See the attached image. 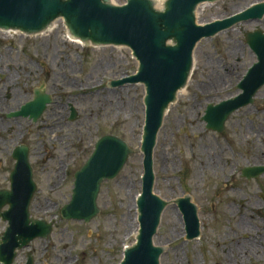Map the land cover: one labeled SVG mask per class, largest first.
Segmentation results:
<instances>
[{
    "label": "rangeland",
    "instance_id": "rangeland-1",
    "mask_svg": "<svg viewBox=\"0 0 264 264\" xmlns=\"http://www.w3.org/2000/svg\"><path fill=\"white\" fill-rule=\"evenodd\" d=\"M113 2L123 5L126 0ZM260 2L264 0H224L199 9L196 19L202 25L208 24L233 16ZM161 8L162 5L158 9ZM257 26L264 32L263 24ZM255 27L248 22L240 23L217 38L196 46L189 90L179 96L177 105L170 107L164 132L158 133L156 194L171 203V207L165 210L161 232L155 236L156 246L172 251L161 258L162 264H214V257L219 255V252L210 249L205 199L208 161L213 155L212 151L216 150V141L204 134L197 117L203 114L207 105H216L238 94V83L256 62L245 43L246 33ZM3 43L36 46L37 56L32 54L29 47L20 50L18 55L21 59L26 55L37 58L45 62L48 69L49 64H55L51 71L59 73L58 76L54 73L40 78V83L46 84L47 92L54 85L56 87L52 94L53 104L37 123L24 118L5 117L0 123V190L10 187L9 175L15 164L11 158L12 150L21 144L27 146L30 149L33 179L37 185L30 205V217L52 223L53 226L46 239L34 240L23 251H46L50 256L47 264H119L124 247L135 242L138 230L135 203L141 192L143 173L139 148L144 124V89L141 85L110 89L107 83L133 75L138 67L136 60L125 47H88L85 53L90 54L91 60L84 66L85 73L79 77L67 75L70 82L76 77L86 84L102 83V86H98V92L95 93L93 88L81 91L78 83H70L67 88L59 90L65 80L56 66L61 62L67 65L76 62L79 65L78 55L82 54L81 47L67 39L62 20L55 21V27L49 33L37 36L0 33V44ZM5 53L11 54L12 58L17 55L0 47V54ZM94 67L96 75H92ZM90 75L94 79H90ZM30 100L19 94L6 101L1 100L0 108L3 114H9ZM254 100L251 107L241 109V115L231 119L230 130L227 131L232 133L231 128L237 126V119L241 120L243 132L247 134L244 153L247 152L252 164L256 162L255 157H260L257 153L264 145L263 136L262 141L260 139L262 145L255 139L256 132L264 125V113L255 114L252 106L264 103V87ZM69 104L78 113V118L73 122L68 119ZM249 115L253 117V124L245 121ZM245 129H248L247 133ZM106 135L125 141L133 154L116 178L102 183L97 199L99 213L94 219L87 224L65 221L60 211L70 201L73 174L91 155L97 140ZM217 139L222 144L221 136ZM227 154L230 158V153ZM183 194L191 196L199 209L200 242L184 241L182 216L172 205ZM254 223L264 229V224ZM6 228L7 223L0 220V238ZM253 235L258 242H264V231L258 230ZM258 253L264 260V250L259 248ZM259 263L264 261L254 264Z\"/></svg>",
    "mask_w": 264,
    "mask_h": 264
},
{
    "label": "water",
    "instance_id": "water-1",
    "mask_svg": "<svg viewBox=\"0 0 264 264\" xmlns=\"http://www.w3.org/2000/svg\"><path fill=\"white\" fill-rule=\"evenodd\" d=\"M111 1L0 0V30L35 36L49 33L48 27H55L54 21L61 19L73 41L95 47H126L131 51L138 63L136 73L109 83L111 88L140 84L144 89L140 144L143 174L141 193L136 200L138 230L134 244L124 248L120 264H162L161 258L172 251L156 246L155 236L157 230L161 232L164 210L171 206L156 194L158 133L164 132L166 113L172 104H178L180 91L189 90L196 46L237 24L260 19L264 15V2L201 25L196 21L197 11L224 0H165L162 10L156 8L160 7L156 0H126L122 6ZM245 40L257 55V62L238 83L236 96L207 106L203 120L211 131L223 132L228 117L240 108L251 106L254 96L264 86V34L247 33ZM51 103L49 95L38 93L10 117H29L36 122ZM76 119L77 114L71 109L70 121ZM132 153L122 139L112 135L101 137L91 156L74 174L70 202L60 212L62 219L85 224L94 219L99 213L97 198L102 183L116 178ZM12 158L15 165L9 177L10 189L0 190V210L8 206L0 212V219L8 224L0 245V261L6 264L16 249L27 247L37 238L45 239L52 232V223L30 218L29 207L37 186L28 147H16ZM262 174L261 167L246 169L247 177ZM172 204L183 215L185 239H197L200 224L191 197L183 196Z\"/></svg>",
    "mask_w": 264,
    "mask_h": 264
},
{
    "label": "flooded vegetation",
    "instance_id": "flooded-vegetation-1",
    "mask_svg": "<svg viewBox=\"0 0 264 264\" xmlns=\"http://www.w3.org/2000/svg\"><path fill=\"white\" fill-rule=\"evenodd\" d=\"M247 22L256 26L250 32H247L249 35H253L257 30L264 34L257 26L259 24L264 25V16L258 21L248 20ZM0 47L10 53L15 52L17 54L14 58L11 57V54H0V101H6L19 94L31 99L38 93H48L52 96L56 85L51 91L47 92L46 84L44 82L40 83V78H46V76H51L54 73L55 76H58L59 73L57 71H51L52 66L55 64H49L50 68L48 69V65L45 62H40L37 58L26 55L25 58L21 59L18 55L21 53L20 50L29 47L32 50V54L37 56L38 48L36 46L3 43L0 44ZM80 47L82 54L78 55L79 65L76 62H71V65L61 62L56 66L62 79L65 80L61 84L62 86H59V90L67 88L70 83H78L79 90L93 88L96 93L98 92V86H102V83L98 85L95 83L86 84L76 78L85 73L84 66L88 60H91L90 54L85 53L89 46L83 45ZM248 47L254 58L257 59L254 50L250 45ZM93 71L92 75H96L95 67ZM67 73L76 77L70 82ZM92 75H90V79H94ZM70 106L72 105L69 104L67 106L69 114ZM205 111L206 107L203 109V114L197 117L199 124L202 125L204 134L211 136L216 141V150L212 151L213 155L208 161L209 172L207 173L205 193L210 249L219 252V255L214 257L216 260L214 264H254L259 261L263 262L264 260H261L262 257L259 255L258 249L264 250V242H258L253 233L255 234L258 230L264 231L262 226L254 223L257 221L261 225L264 224V174L247 177L246 169L257 166L264 170V145L260 142L263 136L262 142L264 144V125L260 127L259 132H256L257 136L255 139L262 147L257 153L260 157H255L256 162L252 164L247 152L244 153V143L247 140V134L243 132L241 120L237 119V126L231 128L232 133L227 132L228 129L230 130L231 119L235 115L240 116V111H238L239 114L232 115L226 121L225 129L221 134L206 129V124L203 121ZM252 111L257 115H262L264 113V103L253 105ZM4 117L10 119L8 114H3L0 108V123L4 120ZM252 119L253 117L249 115L245 118V121L253 124ZM262 122H264V118H262ZM247 131L248 129H245L246 133ZM219 136H221L222 144L217 139ZM227 152L230 153V158ZM240 163H243V165H240ZM201 238L202 236H200L198 242L201 241ZM49 259L50 256H48L46 251L36 252L32 250L25 252L19 250L14 252L9 264H47ZM0 264L6 263L0 261Z\"/></svg>",
    "mask_w": 264,
    "mask_h": 264
},
{
    "label": "bare ground",
    "instance_id": "bare-ground-1",
    "mask_svg": "<svg viewBox=\"0 0 264 264\" xmlns=\"http://www.w3.org/2000/svg\"><path fill=\"white\" fill-rule=\"evenodd\" d=\"M157 3H158L159 6L162 5V1H160V2L158 1ZM156 8H159V7H156ZM52 28H53V27H50V28H49V32L52 30ZM67 39H68L71 43H77V44H79V42H74V41H72L68 36H67ZM184 92H185V90H181V91H180V95H183ZM180 95H179V96H180ZM16 109H18V107H17ZM133 202H135V198L133 199Z\"/></svg>",
    "mask_w": 264,
    "mask_h": 264
}]
</instances>
